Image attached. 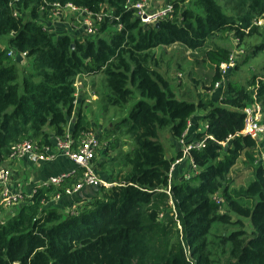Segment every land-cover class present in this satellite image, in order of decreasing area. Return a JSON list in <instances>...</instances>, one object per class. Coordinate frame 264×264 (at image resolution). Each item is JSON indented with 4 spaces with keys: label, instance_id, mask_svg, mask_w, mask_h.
<instances>
[{
    "label": "trees",
    "instance_id": "trees-1",
    "mask_svg": "<svg viewBox=\"0 0 264 264\" xmlns=\"http://www.w3.org/2000/svg\"><path fill=\"white\" fill-rule=\"evenodd\" d=\"M166 1L172 16L143 24L127 0H0V36H10L6 46L0 42V168L23 140L52 145L69 123L75 140L91 130L81 105L71 119L80 75L102 73L112 106L138 95L120 121L130 146L98 135L106 146L96 170H107L113 184L66 213L52 205L58 190L52 185L16 203L0 220V264H264V168L257 156L264 135L259 143L241 133L247 105H261L264 124V73L245 83L226 80L217 101H194L176 97L153 51L211 42L205 55L214 69L212 89L232 51L217 39L231 34L242 43L260 35L251 52L264 49V0ZM67 4L104 13L96 31L53 35L42 19ZM198 110L204 127L186 138L204 145L185 155L196 169L172 179V162L184 155L167 157L159 130L180 139ZM107 150L115 153L106 156ZM239 162L252 166L244 187L231 185Z\"/></svg>",
    "mask_w": 264,
    "mask_h": 264
},
{
    "label": "rangeland",
    "instance_id": "rangeland-1",
    "mask_svg": "<svg viewBox=\"0 0 264 264\" xmlns=\"http://www.w3.org/2000/svg\"><path fill=\"white\" fill-rule=\"evenodd\" d=\"M152 1L153 4L151 5V8L161 6L166 0ZM42 23L46 28L50 29L55 36L63 33H68L74 36H83L84 34H87L81 17L74 15L73 12L68 10H61L55 14L52 13L48 16V18L42 19ZM260 24L262 25L263 33L261 36L264 37V20L261 19ZM228 35L224 39H217L215 41V43L226 46L232 50L231 52L233 55H236V62L239 64L237 68L228 70L226 77L227 80L231 79L245 83L254 72L264 73V68H262L264 64V49L260 51L258 50L257 52H251L252 45L261 39L260 35H253L247 38V43L246 41L238 43L237 40L231 36V34ZM9 37V35L0 36L2 46L7 45L6 41ZM213 46L214 45L210 42L207 46H205V48L191 50L182 44L174 43L169 46H160L153 50L155 60L158 62L157 68L171 81L176 97L194 101H196L199 97H202V99L210 98L215 101L219 99L226 82L222 86H218L216 88L213 87L211 89V79L214 74V69L205 55V51ZM241 49L243 51L238 54L237 52ZM247 55L251 56L248 57L246 62H243ZM22 62L23 60L21 59L19 64H24V62ZM78 79L88 86L87 91L78 90V96L76 97L75 103L78 107L81 105V109L85 112V115H88L91 130L100 135L101 138L103 135H107L109 133L111 134L110 139L112 141L114 140L112 137L115 136L116 138L118 137L120 141L126 140L124 149L128 148L130 146V140L126 134L121 133V129L124 128L125 125L120 121L128 116V113L135 103L138 95H135L136 97L131 98L121 107L112 106L108 104L104 98V92L107 87L102 73L94 74L91 77L89 75H80ZM219 90H221V93ZM214 91L218 92L215 93ZM91 94H95L97 97L95 100L86 102V98L89 99ZM200 113L202 114L203 110H198V114H195L192 118V124L195 126H197L200 121ZM199 127H203V125L200 124ZM171 137L169 128L159 130L158 139L164 147L165 154L167 156L169 155L175 157L177 152L182 149V146H185L186 144H181L179 140H177V144L175 145L172 143ZM184 139L186 141V134ZM102 141H106V139L102 138ZM260 141L261 140H259V142ZM258 152L260 153V146L258 148ZM113 153L115 152L107 150L106 156H110ZM183 158L186 170L187 158L185 156L182 157V159ZM175 160L172 163H175ZM2 165L9 167L11 170L13 168L11 167L9 160L2 163ZM180 173V171L176 174L173 172V174H171L172 179L173 177L175 178L180 175ZM184 173H186V171ZM231 175L233 177V181L231 183L232 186L244 187L252 179V166L239 162L234 166ZM14 207L15 204L6 205L0 200V220H4L7 216H9L11 214L10 210H13Z\"/></svg>",
    "mask_w": 264,
    "mask_h": 264
},
{
    "label": "built area",
    "instance_id": "built-area-1",
    "mask_svg": "<svg viewBox=\"0 0 264 264\" xmlns=\"http://www.w3.org/2000/svg\"><path fill=\"white\" fill-rule=\"evenodd\" d=\"M152 0H127V8L133 9L135 15L140 19L141 23H157L161 19L170 18L172 16L173 4L165 1L159 7L151 8ZM61 10H68L74 15L81 17L85 31L93 33L96 31V24L103 19L104 13H93L86 8L67 4L64 7L55 10L53 13H58ZM261 21H259L260 23ZM120 28V25L118 26ZM241 49L237 53H241ZM11 53V52H10ZM25 52L21 56L25 57ZM236 63V55L231 52L227 62L221 64L222 78L215 82L214 87L222 86L227 80V72ZM244 126L241 133L249 135L258 142L264 135V124L261 123L262 108L257 102L247 105L243 108ZM191 126V121H188V128ZM187 128V129H188ZM186 134V131H185ZM184 134V136H185ZM182 136L179 140L182 146L183 155L188 156V151L191 147H202L203 141L187 142ZM260 143V142H259ZM100 140L92 131H86L75 140L71 133H67L63 137H54L52 145H38L31 139L23 140L14 144L11 147L10 159H19L27 155H34L38 160H51L57 156H65L70 159L75 167L69 170H63L56 174L47 177L42 183L23 189L20 185H15L12 180V170L9 167L0 168V199L6 205H13L19 203L34 194L38 188L52 185L58 190L51 197V200H58L62 195H70L78 192L86 187H100L101 185L110 186L113 183L104 181L96 170L95 158L100 149ZM260 146V145H259ZM258 146V148H259ZM258 163L264 168V151L260 146V153L258 152ZM182 158L176 159L175 163ZM172 163L169 172L171 177L173 167ZM190 169L195 170L196 166L190 159ZM186 176H189L186 174ZM75 179V180H74ZM71 181V183H69ZM73 211V210H72Z\"/></svg>",
    "mask_w": 264,
    "mask_h": 264
},
{
    "label": "crops",
    "instance_id": "crops-1",
    "mask_svg": "<svg viewBox=\"0 0 264 264\" xmlns=\"http://www.w3.org/2000/svg\"><path fill=\"white\" fill-rule=\"evenodd\" d=\"M89 76L91 77L93 75H89ZM75 84L77 87L76 93H75L76 97L78 96L77 93H78L79 89L81 91H84V90L87 91L88 85L82 83L78 78L76 79ZM214 92L217 93L218 91H214ZM219 92L221 93V90H219ZM96 97L97 96L95 94H91L89 99L86 98V102H90L91 100H95ZM75 102H76V100H75ZM78 108L79 107L76 105L73 117L71 118L72 121L74 120V115L76 114ZM195 114H198V112H196ZM200 115H201V113H200ZM193 116H192V118H193ZM87 119L89 120L88 115H87ZM199 120H200L198 122L199 126H200V124H202L204 127L203 121L200 118H199ZM190 121H191V126L188 129H186V137L188 139L192 138L193 135L195 134V132H197L203 128V127L199 128L198 124H197V126H194V124H192V120H190ZM70 126H71V123L68 124V128H67L69 133H71ZM90 131H92V130H90ZM93 133L95 135H97V137H98L97 133H95V132H93ZM187 138H186V141H187ZM171 139H172V143L176 145L177 140L174 139L173 137H171ZM105 146H106L105 142L103 143L102 146H100V149L96 155V158L98 160L103 158V156H104L103 155V152H104L103 148H105ZM177 151H178V149H177ZM167 157H172V156L168 155ZM97 159L94 162H96L98 164L99 161ZM180 162L175 163V166L173 167L172 174H173V172H175V174H176L178 171L181 172L180 175H178V176L184 175L185 171H186V174L188 173L189 159H188V161L186 159V170L184 167V162H185L184 158ZM9 163L11 164V167H13L12 168V173H13L12 174V180H13L14 184L20 185L21 187H23V189H29L32 186H35L37 184L42 183L45 179H47L48 176H50L52 174H56V173L61 172L63 170H69V169H72L75 167L74 163L70 159H68L67 157L62 156V155L57 156L51 160H38V159H36V157L34 155H27V156H24V157L19 158V159H13V160L9 161ZM174 168H175V170H174ZM99 175L104 181H108L110 183H113V182L109 181L111 179V177H110V173L107 170H103V171L101 170ZM69 183H71V181ZM99 189H100L99 187H97V188L96 187H86V188H83L82 190L75 192V193H72L70 195H62L58 200H53V201L50 200V201L52 202L53 206L58 207L60 210H62L64 213H66V212H69L71 210H75L79 207H83L85 204L90 202L92 197L99 193Z\"/></svg>",
    "mask_w": 264,
    "mask_h": 264
},
{
    "label": "water",
    "instance_id": "water-1",
    "mask_svg": "<svg viewBox=\"0 0 264 264\" xmlns=\"http://www.w3.org/2000/svg\"><path fill=\"white\" fill-rule=\"evenodd\" d=\"M157 24V23H156ZM97 188V187H96Z\"/></svg>",
    "mask_w": 264,
    "mask_h": 264
}]
</instances>
